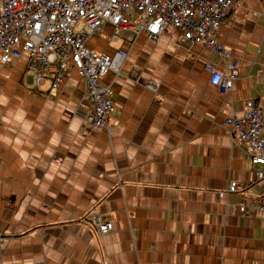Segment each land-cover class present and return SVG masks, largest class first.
<instances>
[{
  "label": "crops",
  "instance_id": "crops-1",
  "mask_svg": "<svg viewBox=\"0 0 264 264\" xmlns=\"http://www.w3.org/2000/svg\"><path fill=\"white\" fill-rule=\"evenodd\" d=\"M218 40L239 61L228 94L206 69L225 60L179 29L91 33L90 49L126 53L101 78L111 132L85 122L72 62L49 95L53 73L36 88L28 53L0 61V264H264V167L226 125L249 100L264 111V0H241ZM94 212L113 231L96 233Z\"/></svg>",
  "mask_w": 264,
  "mask_h": 264
},
{
  "label": "built area",
  "instance_id": "built-area-1",
  "mask_svg": "<svg viewBox=\"0 0 264 264\" xmlns=\"http://www.w3.org/2000/svg\"><path fill=\"white\" fill-rule=\"evenodd\" d=\"M241 0H0L1 63L11 64L28 53V69L34 86L39 87L49 71L53 82L48 91L55 95L69 62L86 80L87 96L80 102L86 109L85 122L90 128L111 132L114 128V90L101 82L109 70L119 71L126 53L113 56L100 54L87 46L91 33L101 31L105 22L115 26V36L129 31L133 37L146 32L159 39L167 27L183 33L187 42H202L205 47L225 60L223 67L206 63L211 81L222 94L233 90L239 77V61L231 50L218 40L219 29ZM239 143L252 147V161L264 167V111L249 100L243 115L226 119ZM264 178V168L259 170ZM232 181L229 192H236ZM224 195V193H222ZM256 208L264 213V189ZM245 207H242V211ZM99 235L114 229L111 220L99 213L86 217Z\"/></svg>",
  "mask_w": 264,
  "mask_h": 264
}]
</instances>
